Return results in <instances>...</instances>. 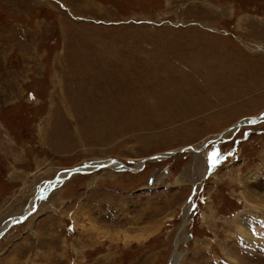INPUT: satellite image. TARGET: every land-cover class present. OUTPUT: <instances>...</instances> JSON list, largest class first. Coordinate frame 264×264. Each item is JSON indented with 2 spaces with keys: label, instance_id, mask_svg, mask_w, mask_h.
<instances>
[{
  "label": "rangeland",
  "instance_id": "1",
  "mask_svg": "<svg viewBox=\"0 0 264 264\" xmlns=\"http://www.w3.org/2000/svg\"><path fill=\"white\" fill-rule=\"evenodd\" d=\"M262 112L264 0H0V264H264Z\"/></svg>",
  "mask_w": 264,
  "mask_h": 264
},
{
  "label": "water",
  "instance_id": "2",
  "mask_svg": "<svg viewBox=\"0 0 264 264\" xmlns=\"http://www.w3.org/2000/svg\"><path fill=\"white\" fill-rule=\"evenodd\" d=\"M264 121V112H262L261 114H259L257 117H252V118H247V120L243 119L241 120L240 122H237L235 124V126H233L232 128H229L226 130V132H222L220 133L219 135H217L215 138H213L212 140L210 139L208 142H206L201 148L199 149H195V148H192V151L195 152V153H201L202 151H204L205 147L209 144H213V143H216L218 142V140H220L228 131H230L231 129L233 128H239V127H243V126H251V125H255V124H258V123H261ZM170 155H172V153H168V154H163V155H156L154 157H151V158H148L146 160H143V165L144 163L147 161V160H151V159H163V158H167L169 157ZM115 160H109V163H113ZM117 163L121 164L123 166V168L126 170V171H130V172H133V171H139L141 168L139 169H133L131 167H126L124 166L122 163H120V161H116ZM110 165V164H109ZM108 166V164H106V167ZM87 167H90V166H87ZM100 167H103V164H100L98 166H95V169H98ZM85 169V168H84ZM89 172L88 170H83V169H79V168H73V169H70L69 171H67L66 173H64L62 176H58L57 178L54 179L53 182H46L42 185V187L37 191L35 197H34V200H38L40 199L41 195L43 194V192L47 191L49 189L48 185H51L57 181H60V182H64L66 181L67 179H69L71 176L73 175H76V174H79V173H87ZM33 212L32 209H26L25 212L19 216V217H13L11 219H9L8 221H6V224L2 227V229L0 230V237L12 226V225H15L17 223H21L28 215H30L31 213Z\"/></svg>",
  "mask_w": 264,
  "mask_h": 264
},
{
  "label": "bare ground",
  "instance_id": "3",
  "mask_svg": "<svg viewBox=\"0 0 264 264\" xmlns=\"http://www.w3.org/2000/svg\"><path fill=\"white\" fill-rule=\"evenodd\" d=\"M224 132H226V131H224ZM212 140V139H211ZM190 150H192L191 148H189ZM182 151H185V150H181V151H176V152H174V154L175 153H178V152H182ZM100 163L101 164H103V167H106V164H108V166H111V165H115V164H118L116 161H114L113 163L111 162V163H109V161L108 160H106V161H97V162H93V163H90V164H87V166H90V167H85V169L84 168H80V169H83V170H88V171H90V170H93V169H95V166H98V165H100ZM110 164V165H109ZM112 166V167H113ZM133 172H137V171H133ZM31 207V206H30ZM238 219V218H237ZM6 224V223H5ZM4 224V225H5ZM3 225V226H4ZM248 244V243H247ZM252 246V245H251ZM177 259V258H176ZM233 262H234V264H237L236 263V261L235 260H233Z\"/></svg>",
  "mask_w": 264,
  "mask_h": 264
}]
</instances>
